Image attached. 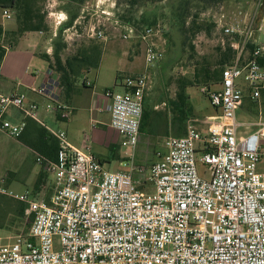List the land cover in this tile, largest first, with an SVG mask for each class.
I'll return each instance as SVG.
<instances>
[{"label": "built area", "instance_id": "2783aa9c", "mask_svg": "<svg viewBox=\"0 0 264 264\" xmlns=\"http://www.w3.org/2000/svg\"><path fill=\"white\" fill-rule=\"evenodd\" d=\"M119 4L120 0L86 2L79 20L64 29L65 41L81 37L83 26L90 39L100 41L110 40L117 30L123 40L144 43L146 64L155 67L163 57L153 41L159 26L124 22L117 14ZM55 7L53 0L50 8ZM261 7L260 2L257 11ZM49 15L57 37L69 16L52 10ZM243 16L242 9L235 16L222 12L217 22L237 51L234 64L222 71L219 88L202 90L218 115L208 118L206 131L190 121L185 136L168 137L167 151L148 170L135 165V151L149 73L122 79L123 93L106 92L112 102L110 126L129 150V161L121 170L104 166L90 136L85 135L78 147L65 131L49 129L59 144L57 160L48 163L53 194L47 200L1 191L25 206L31 227L27 236L0 245V264H264V172L259 171L264 122L243 134L247 126L237 115L247 95L253 102L262 98L264 45H256L252 53L247 46L263 32L264 24L258 23V12ZM4 17L12 20L14 14L4 10ZM84 83L92 86L88 80ZM31 90L46 99V110H66L54 70H48L42 86ZM39 109L38 103H27L25 93L7 95L0 89V136L21 138L27 120L40 121ZM12 110L22 112L24 120L8 119ZM199 163L206 168L204 176Z\"/></svg>", "mask_w": 264, "mask_h": 264}, {"label": "rangeland", "instance_id": "374dc122", "mask_svg": "<svg viewBox=\"0 0 264 264\" xmlns=\"http://www.w3.org/2000/svg\"><path fill=\"white\" fill-rule=\"evenodd\" d=\"M186 1L165 0L160 3L140 2L132 4L130 0H120L117 14L121 20L137 26H155L157 28L159 26V33L153 37V41L162 52L163 57L155 67H148L145 59L146 46L144 43L139 39L123 40L119 31L111 32L110 40L99 41L103 50L100 68L91 70L77 84V93L73 97V104L77 109H80L78 117H76L77 114H74L75 116H69L68 121H57L56 114L52 113L50 119L46 122L47 125L55 131H65L69 141L75 145L81 142L85 135L90 136V139L93 136H99L93 131L89 113L91 103L98 99V96L93 93L95 92L101 96L105 95L108 90L115 93H123L124 89L119 85L122 79L128 76L149 73L150 83L146 95V103H148L149 109L155 108L156 112L161 114L162 117H166V114L170 115L171 106L169 101L176 99L177 93L181 89L180 86L186 84L189 86L187 89L190 98L189 103L193 107L191 121H194L199 130L206 131L208 127L207 118L213 116L216 111L212 107L207 94L203 93L202 90L204 88L214 90L218 89L219 86L206 84L204 82V74L207 69L218 68V48L222 47L228 39L224 36L217 23L219 15L223 12L229 16H235L242 9L244 11L243 17L251 18L258 12V16H256L258 23L263 25L264 0H222L220 5L217 4L219 7L215 4V6H209L208 8L194 0H189V5ZM52 2L53 0H42L41 3L44 12L47 13L46 21L49 26L54 25L53 19L49 15L51 10L54 12L65 11L69 13V21L71 18H75L74 22L77 21L80 17L81 6L85 0H55L57 5L54 9L50 8ZM260 2L262 7L257 11V6ZM190 13L191 15L197 14L198 21L193 24L192 16L190 15L191 18L187 19L185 30H181V23H179L177 16L179 14L188 16ZM198 25H204L209 30H197ZM80 32L82 33L81 37L75 38L72 42L65 41L63 37L64 43L68 46L63 53L64 59L74 56L82 44L86 47L89 45L90 38L87 36L85 26L81 27ZM57 34L59 36V31ZM253 43L258 46L264 45V30L256 34ZM4 44L10 50L11 46L6 41ZM36 58L42 62V66L45 67L44 71H46L48 69L46 66L47 62L38 55ZM27 66L30 67L31 71H36V68H38V66L30 64ZM86 80L90 81L94 87L88 88L84 85ZM239 82L244 87L246 86L244 79ZM245 101V105L237 114L238 120L247 126V128L242 129L243 134L253 132L258 128L260 122H264V98H261L257 103H253L249 99ZM155 117L157 116L154 114L153 120L156 119ZM98 127L106 132L107 136L113 135L112 131L109 132L106 128ZM147 132L145 131L141 134L139 145L135 151V165L142 166L146 170L158 160L160 155L167 151L165 146L166 139L174 136L169 130H159V128L156 136ZM261 143L262 161L259 165V171L264 172V138ZM94 148V153L104 163V166L111 171L121 170L124 168L121 163L124 164L129 161V156H125V153L129 150L123 148L122 145L115 152L107 150L98 142H94ZM39 158L35 150L25 145L21 140L1 135L0 192L6 190L7 192L17 193L5 183L4 179L10 175L12 176L13 173L23 177L22 172L27 168L40 167L39 174L40 178H42L41 180H43L42 174H45V164L42 160L40 162ZM198 170L204 176L206 168L202 163L198 164ZM49 176L53 181L54 176L52 173ZM145 177L147 175L142 176L141 179ZM52 187L51 181L48 180L45 187L47 197L51 195ZM21 206L16 200L0 194V225L7 224V226L14 225L15 227L14 233L11 235L0 229V245L10 243L8 237H14V235L18 234L22 236L28 235L30 220L25 219L21 214L17 218L11 215H4L5 210L22 212L23 207Z\"/></svg>", "mask_w": 264, "mask_h": 264}, {"label": "crops", "instance_id": "0c3cea01", "mask_svg": "<svg viewBox=\"0 0 264 264\" xmlns=\"http://www.w3.org/2000/svg\"><path fill=\"white\" fill-rule=\"evenodd\" d=\"M88 1H91V0H86L84 4ZM84 4L81 6V9L84 6ZM61 12H65V11H61ZM65 13L67 15L69 14L67 12ZM80 13H81V10H80ZM13 14H14V18L12 20H7L4 17V10L0 9V26L3 29L2 33L0 34V42L4 46H7L4 44V42L6 41L7 44L11 46L10 50H8L7 48L6 56L1 62L0 89L4 94H7V95L12 94L16 91L20 93H25L27 95L28 104L30 103L39 104L40 109L38 112V118L40 121L31 120V119H30L31 121L27 120V128L24 132L27 137L30 134H32L33 130H37L39 126L44 127L46 130H48L49 134H51L49 129L50 130H54V129L49 127L46 122L50 119L51 117L50 115L52 113L56 114L55 117L57 121H68L69 116L70 115L75 116L74 114H77L76 117H78L80 109H77L73 104V97L77 93V89L69 103L63 102L61 99V104L64 106V108H66V110H61L59 112H56V111L52 112V111L46 110V103H47L46 99L33 93L31 88L42 86L48 79L47 71L50 68H49L48 62L44 59V55H48V56L53 55V52H54L53 43L55 44V41L58 38V36L55 37L56 26L50 25L49 26L50 31L48 32H29V33H25L22 36H15L14 33L18 29V25L15 20V13L13 12ZM37 55L47 62L46 66L48 67V69L46 71H44L45 67L42 66V62L37 60L36 58ZM28 64L38 66V68H36L37 70L31 71L30 67L27 66ZM93 87L94 85L92 84V86L88 88H93ZM93 94L98 96V99L96 101H93L90 105V108H89V113L91 115L90 120L92 123V128H93L94 133L99 135L97 137L93 136L91 139L93 150L95 149L94 142H98V144L105 147L107 150H110V151L114 150L115 152L119 148V146H121L120 143L122 139L120 135L115 130H113L110 126L111 115L108 110V107L111 105L112 102L109 98L106 97V94L102 96L97 95L95 92ZM246 99H249L250 101H252L247 95L244 99V103L246 102L245 101ZM215 111H216L215 114L208 118H212L218 115V111L216 109ZM7 117L8 119L14 122L24 120L23 113L18 110H12L8 114ZM41 121L47 127L42 125ZM169 125H170V117H161L159 119V124H158L159 130H162V129L169 130ZM98 126L102 128H106L107 131L109 132L112 131L113 135L107 136L106 132H104ZM83 141H84V137H83V140H81V142H79L77 145L75 144L74 145L78 147H82ZM35 152L37 153L39 157L43 158L39 152L37 151ZM125 156H127V152L125 153ZM50 162H53V161L45 160L43 162L45 164L44 166L45 174H42L43 180H41L42 178H40V174H39L40 167L38 168L31 167L29 168L30 170L27 168L26 170L22 172L23 177L19 176L16 173H13L12 176L10 175L9 177H6L4 179L5 183H7L10 188L14 189L15 192H17L15 194L28 193V194H31V196H33L36 199H50L54 190H52L51 195L47 197L46 195L47 192L45 189V187L47 186L48 180L51 181L53 185L52 189H54V180L52 181L49 176V174L51 173L49 171L48 163ZM124 164L121 163L122 166ZM0 194L3 196L9 197L7 195H4L1 192ZM10 199H14V198L10 197ZM16 202L19 203V206L22 205L21 207H23V211L22 212H18V211L12 212V211L5 210L4 215L5 216L11 215L12 217L17 218L19 214H21L23 215L25 219H28L25 213L24 205L17 200ZM14 228H15L14 225H11V226H7V224L0 225V229L5 230L8 233V235H11L12 233H14L13 232ZM18 235H14V237H8V239L11 242Z\"/></svg>", "mask_w": 264, "mask_h": 264}, {"label": "trees", "instance_id": "16d2710c", "mask_svg": "<svg viewBox=\"0 0 264 264\" xmlns=\"http://www.w3.org/2000/svg\"><path fill=\"white\" fill-rule=\"evenodd\" d=\"M86 1V0H85ZM134 3H160L165 0H130ZM198 4L204 5L208 8L209 6L219 7L222 0H194ZM188 5L189 0L186 1ZM42 0H0L1 10H10L15 13V20L18 25L17 31L14 33L15 36H22L29 32H48L50 31L49 24L47 23V13L44 12L41 6ZM218 4V5H217ZM188 16L178 15V21L181 23L180 29L185 30L187 19L192 16V23L195 24L198 21V15L194 14ZM75 18L62 26L59 30V36L54 44V53L52 56L44 55V59L48 62L49 68L54 70L60 77V85L62 88V101L69 103L72 99L79 81L89 74L91 70H97L100 68L103 57L102 45L100 40L90 39L89 45L86 47L84 44L78 48L76 54L72 57L63 58V53L67 49V44L64 43L63 31L66 27H71L74 23ZM209 30L204 25H198L197 30ZM189 30V29H188ZM3 29L0 26V34ZM227 41L224 42L222 47L218 48V58L216 69L210 68L204 74V82L208 85L214 84L217 86L220 84L222 79V71L230 65H233L237 51L232 47L231 40L226 36ZM256 45L249 43L247 51L252 53ZM7 53V49L0 42V62L3 61ZM261 63L264 65V56L261 59ZM85 85V83H84ZM180 91L177 93V98L170 100L171 116L166 114V117L170 116L169 131L173 133L174 137H183L187 132V125L193 116V107L189 103V96L187 93L188 85L182 84ZM262 98H264V90L262 91ZM257 103V102H253ZM148 103L145 100L144 114L141 124V134L148 131L150 135H157L159 119L162 117L155 110L149 109ZM154 114L156 119L153 120ZM59 117V116H58ZM31 121V120H29ZM153 121V123H152ZM155 123V124H154ZM25 145L31 149L39 152L45 160L56 161L59 149L57 139H55L48 130L44 127H40L37 130H33L32 134L28 137L25 133L19 139ZM114 152V150L112 151ZM100 160V159H99ZM101 161V160H100ZM102 162V161H101ZM103 163V162H102ZM104 164V163H103ZM49 200V199H47ZM25 208V206H24ZM31 227V223H30ZM30 231V230H29ZM29 233V232H28Z\"/></svg>", "mask_w": 264, "mask_h": 264}]
</instances>
